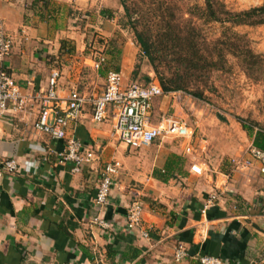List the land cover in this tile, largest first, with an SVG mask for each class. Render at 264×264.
Here are the masks:
<instances>
[{"label":"crops","instance_id":"0c3cea01","mask_svg":"<svg viewBox=\"0 0 264 264\" xmlns=\"http://www.w3.org/2000/svg\"><path fill=\"white\" fill-rule=\"evenodd\" d=\"M113 3L0 0V19L12 41L5 66L25 94L46 91L53 70L61 74L62 107L73 90L86 96L104 91L107 73L93 64L100 56L108 62L109 55L96 59L88 46L97 43L96 34L116 32L112 11H106ZM137 53L131 40L117 58L116 70L126 84L139 83L133 75ZM179 96L154 100L156 124L165 116L183 118L177 115ZM40 112V102L33 100L23 112L0 117V159L15 158L19 164L15 174L0 176V264H201L202 254L226 264H264V174L258 162L247 169L233 162L248 159L250 152L231 159L230 171L207 162L212 173L197 176L189 171L180 140L164 143L162 137L149 147L131 148L114 134L112 110L98 123L87 103L68 135L80 139L83 151H93L96 159L77 173L58 157L65 142L35 129ZM112 160L122 166L108 204L98 206L94 199L102 170ZM214 192L218 199L209 204ZM137 200L143 220L131 230L127 216ZM97 217L113 225L111 233L95 223ZM180 243L189 256L176 261Z\"/></svg>","mask_w":264,"mask_h":264},{"label":"built area","instance_id":"2783aa9c","mask_svg":"<svg viewBox=\"0 0 264 264\" xmlns=\"http://www.w3.org/2000/svg\"><path fill=\"white\" fill-rule=\"evenodd\" d=\"M12 50V41L7 34L5 25L0 19V117L10 113L23 112L25 107L33 100H38L41 112L35 122V129L49 134L55 140H63L65 147L58 157L62 163L73 165V171L80 173L90 165L96 155L93 151H83V145L74 135H68V128L72 122L77 121L82 114L85 104L93 106V117L98 123L103 122L108 116L109 108L112 110L114 134L117 138L131 148L149 147L160 138L171 140L178 139L182 143L183 151L189 163L190 173L204 176L212 173V168L202 157V144L195 136V129L185 118L165 116L155 123L154 100L166 94H177L179 91L165 92L157 82L148 85L139 83L126 84L121 71L110 69L107 71L106 87L103 92L94 95H83L78 90H73L65 100L66 106L62 107L61 97L58 93V80L60 72L53 70L49 80L48 89L35 94H25L22 87L5 66L6 58ZM107 62L105 56H100L93 67L100 70ZM51 113L54 118L51 121ZM238 169H247L258 162L264 174V151L254 146L250 149V156L246 160L233 161ZM122 163L112 160L104 165L101 181L95 196L98 206L108 204L111 195L114 177L119 172ZM19 171V164L15 158L0 159V176L15 174ZM218 199V194H211L208 203L213 204ZM207 207V206H206ZM144 208L141 201L137 200L130 206L127 216L128 229L134 230L142 225ZM95 223L105 233H111L113 225L105 218H95ZM144 237L150 233L143 231ZM189 256L187 247L180 243L175 249L174 258L182 261ZM201 264H226L220 257L210 254L199 256ZM62 264H101L97 261L89 263L67 262Z\"/></svg>","mask_w":264,"mask_h":264},{"label":"rangeland","instance_id":"374dc122","mask_svg":"<svg viewBox=\"0 0 264 264\" xmlns=\"http://www.w3.org/2000/svg\"><path fill=\"white\" fill-rule=\"evenodd\" d=\"M219 1L233 11L264 5V0ZM204 3L205 0H130L129 2L138 11L134 13V19L139 18L142 21L141 24L146 28L153 27L152 22L160 15L167 19H174L175 22L177 18L178 22L183 24L182 27H185L184 23H188L190 26L193 22L196 24L200 31V33L198 32L199 43L201 39L203 41L202 47L213 48V42H216L217 39L223 38L225 35L234 38L233 34L238 33L244 36L243 41H248L257 54L264 55V24L233 26L209 22L206 17H203L202 11L190 10L194 4L204 6ZM106 11H112L109 18L115 19L116 32L110 37L96 34L98 35L95 37L97 43L88 46L92 56L97 59L101 54L109 55L108 62L103 68L107 73L108 69L118 68L117 58L121 57L122 47L132 40L138 51L133 73L137 77V82H146V69L153 73V77L157 78L137 43L129 17L120 0H114L113 5L106 8ZM106 39L108 42L105 44ZM243 41L239 40V43H243ZM174 44H180V42L175 41ZM177 51L182 54L180 48ZM177 57L179 58L178 55H169L168 58L169 61L175 62ZM219 67L218 70L212 72L203 70L193 77L194 82L190 90L204 92L206 99L195 97L194 92L190 90H178L181 104L177 115L185 118L188 124L195 129L196 139L200 140L199 144H204L205 147L207 145L206 149L201 150L202 157L206 162L213 168H226L230 171L232 165L229 161L239 155L248 154L253 146L252 138L244 130L241 120L255 121L264 127V74L249 76L243 63L233 56H228L227 62L220 64ZM162 71L167 77H171L176 68L167 62V66H164ZM173 111L171 109L172 114ZM167 142L171 143V140L165 139L164 143Z\"/></svg>","mask_w":264,"mask_h":264},{"label":"trees","instance_id":"16d2710c","mask_svg":"<svg viewBox=\"0 0 264 264\" xmlns=\"http://www.w3.org/2000/svg\"><path fill=\"white\" fill-rule=\"evenodd\" d=\"M120 2L129 17L137 43L157 76V78L153 77V73L150 75V71L146 69V82L139 84L148 85L151 82H157L165 92L188 91L193 85V77L196 73L203 70H210V72L218 70L220 64L227 62L228 56H233L243 63L249 76L264 74V55L257 54L248 41H243L244 36L238 33L233 34L234 38L225 35L226 38H219L213 42V48L202 47V39L200 43L198 40L200 31L194 22L191 26L184 23L185 27H182L183 24L178 22L177 18L175 22L174 19H167L160 15L152 22L153 27L146 28L141 24L142 21L139 18L134 19V13L138 11L133 8L132 4H129L130 0H120ZM190 10L202 11L203 17H206L209 22L233 26L264 24V5L233 11L219 0H205L204 6L194 4ZM239 40H242L243 43H239ZM175 41H179L180 44H174ZM179 48L182 54L177 51ZM169 55H178L179 58L177 57L175 62H171L168 58ZM167 62L176 68L171 77H167L162 71L163 67L167 66ZM192 92L195 97L206 99L204 92ZM241 121L244 130L252 138L253 146L264 151V127L255 121L243 119Z\"/></svg>","mask_w":264,"mask_h":264}]
</instances>
